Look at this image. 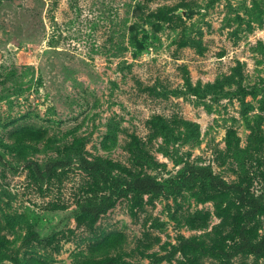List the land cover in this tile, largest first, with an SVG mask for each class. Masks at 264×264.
Instances as JSON below:
<instances>
[{"label": "rangeland", "instance_id": "374dc122", "mask_svg": "<svg viewBox=\"0 0 264 264\" xmlns=\"http://www.w3.org/2000/svg\"><path fill=\"white\" fill-rule=\"evenodd\" d=\"M82 156L207 165L260 206L181 181L94 218L111 189ZM244 225L264 239V0H0V264H264L235 251Z\"/></svg>", "mask_w": 264, "mask_h": 264}, {"label": "trees", "instance_id": "16d2710c", "mask_svg": "<svg viewBox=\"0 0 264 264\" xmlns=\"http://www.w3.org/2000/svg\"><path fill=\"white\" fill-rule=\"evenodd\" d=\"M67 163L63 160H53L45 164L43 169L39 165H34V169L39 178H44L47 174L51 173L55 168L65 166ZM82 167L90 174L101 176L104 182L109 184L111 189L110 195H104L101 198L98 195L91 194L87 196V202L82 203L80 210L86 214L99 218L103 213L110 210L114 205L113 196L114 194H120L125 187L135 188L144 192L162 193L164 190L167 191L170 186V190L175 192L180 189V182L194 183L199 180H204L212 188L219 189L223 192L237 191L239 192V200L245 205H250L252 208L245 213L247 216L253 213H257L260 201L259 199L250 194L249 188L238 183L228 182L222 176L216 174L209 166L190 164L184 167L180 179H172L170 181H159L158 179L140 173H130V178L121 177L115 175V170H124L125 166L120 165L110 158L94 157L92 159L85 156L81 157ZM168 182V183H167ZM90 192V191H89ZM247 229V225H244L240 231L242 238L241 242L236 247V252L240 251H251L257 254L264 252V239L255 242ZM224 252L227 258H230L234 253H229L223 249L219 250Z\"/></svg>", "mask_w": 264, "mask_h": 264}]
</instances>
